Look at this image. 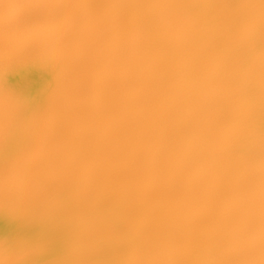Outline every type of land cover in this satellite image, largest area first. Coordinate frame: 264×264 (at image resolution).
I'll use <instances>...</instances> for the list:
<instances>
[{"label": "clouds", "instance_id": "1", "mask_svg": "<svg viewBox=\"0 0 264 264\" xmlns=\"http://www.w3.org/2000/svg\"><path fill=\"white\" fill-rule=\"evenodd\" d=\"M20 60L52 71L44 104L8 87ZM4 212L45 227L0 264H264V0H0Z\"/></svg>", "mask_w": 264, "mask_h": 264}, {"label": "bare ground", "instance_id": "2", "mask_svg": "<svg viewBox=\"0 0 264 264\" xmlns=\"http://www.w3.org/2000/svg\"><path fill=\"white\" fill-rule=\"evenodd\" d=\"M143 22L138 14H129L119 22L115 39L120 43L131 41L135 30ZM113 23L112 21L102 20L99 22V26L101 28H108ZM161 39L157 31H150L148 34V41L151 44H159ZM148 75V73H145V83ZM5 79L8 87L34 101L37 105H42L48 101L55 88V80L50 68L31 60H20L10 64L6 70ZM154 118V111L146 112L144 123L150 124ZM101 123H106V118L103 116L101 117ZM14 148V143H10L8 147L9 153ZM61 195L66 200H72L73 197V194L68 190L63 191ZM122 196V178L115 172L106 173L102 180L99 199L96 202V210L101 213H110L119 209L122 205ZM43 227L45 226L29 223L17 215H11L7 212L0 214V235L2 236L35 235Z\"/></svg>", "mask_w": 264, "mask_h": 264}]
</instances>
